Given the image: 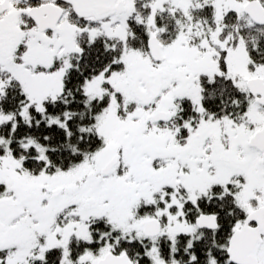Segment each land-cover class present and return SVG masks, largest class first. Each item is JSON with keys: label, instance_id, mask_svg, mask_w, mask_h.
<instances>
[{"label": "snow or ice", "instance_id": "obj_1", "mask_svg": "<svg viewBox=\"0 0 264 264\" xmlns=\"http://www.w3.org/2000/svg\"><path fill=\"white\" fill-rule=\"evenodd\" d=\"M0 264H264V0H0Z\"/></svg>", "mask_w": 264, "mask_h": 264}]
</instances>
